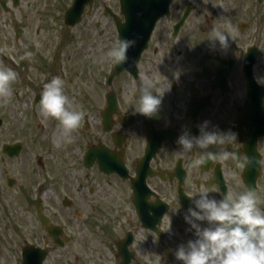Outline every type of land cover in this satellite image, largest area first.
I'll return each mask as SVG.
<instances>
[{
    "label": "flooded vegetation",
    "instance_id": "af4514ba",
    "mask_svg": "<svg viewBox=\"0 0 264 264\" xmlns=\"http://www.w3.org/2000/svg\"><path fill=\"white\" fill-rule=\"evenodd\" d=\"M4 1V14L21 3ZM131 1L85 0L80 6L81 20L71 30L93 83L77 104L85 113V135L75 130L72 167L62 177L50 172L48 183H34L33 176L6 175L0 264H183L173 250L195 238L185 213L202 185H215L217 198L249 186L264 192V168L238 169L231 159L194 168L199 150L183 159L175 153L178 137L198 135L207 121L209 130L237 134L227 149L264 158V85L257 82L264 78V19H253L264 16V2ZM226 19L233 39L221 48L210 41L211 29L224 31ZM20 29L22 36L25 26ZM121 38L136 44L127 61L117 63L106 53ZM146 78L161 91L170 84L152 117L136 111ZM24 151L21 143L20 155L8 163L2 156V165L23 169L17 161ZM37 164L45 172L41 158Z\"/></svg>",
    "mask_w": 264,
    "mask_h": 264
},
{
    "label": "clouds",
    "instance_id": "9594fccd",
    "mask_svg": "<svg viewBox=\"0 0 264 264\" xmlns=\"http://www.w3.org/2000/svg\"><path fill=\"white\" fill-rule=\"evenodd\" d=\"M224 28V31L215 27L211 29L210 41L218 42L221 48H227L229 40L233 39L234 30L230 20L224 21ZM135 44V39L121 38L106 55L114 62H125L128 49ZM33 55L32 51L26 50L20 59ZM16 79V71L0 66V96L8 94L11 83ZM257 82L264 85V78H258ZM64 86L65 80L59 75L47 80L41 89L38 111L44 118H55L63 138L71 142V134L80 126L85 113L73 105L64 92ZM169 89V82L161 91L160 86L146 78L141 84L136 111L152 117L159 110L164 92ZM112 119L115 121V113ZM207 125L205 121L198 126V135L185 132L178 137L176 143L180 147L175 151L178 158L183 159L185 155L199 150L191 162L194 168L211 162L222 164L229 159L235 161L238 169L253 166L264 168V158L257 160L245 153L241 156L224 147L237 141L236 133L209 130ZM213 146H217L215 150ZM212 193H216L215 185H202L199 195L192 199L194 206L187 209L185 221L190 225V230H194L195 238L173 250L176 260L183 264H264V209L259 207L264 201V192L249 186L239 193L226 191L219 198Z\"/></svg>",
    "mask_w": 264,
    "mask_h": 264
},
{
    "label": "rangeland",
    "instance_id": "374dc122",
    "mask_svg": "<svg viewBox=\"0 0 264 264\" xmlns=\"http://www.w3.org/2000/svg\"><path fill=\"white\" fill-rule=\"evenodd\" d=\"M69 3L70 0H21L20 7L10 14L0 10V66L10 67L17 73L8 96H0V187L5 185L6 175L17 179L33 176L34 183H48L45 178L50 177V172L56 178L62 177L65 171L71 170L70 152L78 132L85 135L81 121L78 132L74 130L71 134L72 141L66 142L59 122L52 117L44 118L34 102V94H40L43 84L52 76L59 75L65 80L64 92L76 107L93 85L91 68L85 63L88 61L86 52L80 47L79 39L74 38L75 32L63 25L61 8ZM261 9L264 13V6ZM259 17L264 19L261 14L255 15L254 22H260ZM18 24L25 29L16 41L14 29ZM26 50L34 55L20 59ZM77 54L80 55L77 57ZM53 130L58 132V137ZM17 142L25 146V151L17 161L22 162L23 169L14 170L3 166L1 157L4 145ZM40 158L45 172L37 164ZM8 160L6 158L5 163Z\"/></svg>",
    "mask_w": 264,
    "mask_h": 264
},
{
    "label": "water",
    "instance_id": "95a60500",
    "mask_svg": "<svg viewBox=\"0 0 264 264\" xmlns=\"http://www.w3.org/2000/svg\"><path fill=\"white\" fill-rule=\"evenodd\" d=\"M125 2V4H135V2L133 3L131 0H122ZM264 0H260V2H262ZM85 0H75L74 5L72 8H70L67 12H66V16H65V20H66V24L69 26H73L75 25V23L79 22V18H80V6L82 4H84ZM1 5L4 7L5 9V1L4 0H0ZM17 4V1L15 0V5ZM77 8V9H76ZM21 33V31L18 32V35ZM253 60V59H251ZM249 69L251 70V65H249ZM1 124V122H0ZM19 147L18 146H6L5 147V153H8L10 156H14L18 153L19 151Z\"/></svg>",
    "mask_w": 264,
    "mask_h": 264
},
{
    "label": "bare ground",
    "instance_id": "6f19581e",
    "mask_svg": "<svg viewBox=\"0 0 264 264\" xmlns=\"http://www.w3.org/2000/svg\"><path fill=\"white\" fill-rule=\"evenodd\" d=\"M8 94H9V92H8ZM8 94L6 95V96H8ZM53 133L57 136V134H58V132L57 131H55V130H53ZM58 137V136H57ZM59 137H60V134H59Z\"/></svg>",
    "mask_w": 264,
    "mask_h": 264
}]
</instances>
